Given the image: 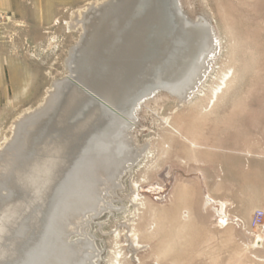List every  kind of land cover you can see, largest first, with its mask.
I'll use <instances>...</instances> for the list:
<instances>
[{"label":"rangeland","instance_id":"374dc122","mask_svg":"<svg viewBox=\"0 0 264 264\" xmlns=\"http://www.w3.org/2000/svg\"><path fill=\"white\" fill-rule=\"evenodd\" d=\"M102 1L20 0L24 14L32 13L27 6L40 4L43 13L53 16H11L0 37L7 48L18 47L14 52L28 64L21 107L0 125V148L12 137L14 121L40 106L53 82L69 74V52L83 31L79 23L69 26L72 13ZM178 2L189 20L212 26L217 51L188 99L179 102L158 91L135 107L124 142L140 148V157L127 163L115 179L117 185L102 193L103 203L110 207L99 214L87 212L77 231L67 236L70 241L92 242L88 264L234 261L196 257V242L188 240L193 235H186L179 218L187 217L185 208L195 202L197 188L206 190L205 203L213 202V188L222 190L212 183L213 170L227 171L237 180L242 202L248 196L264 197L260 194L264 191V0ZM203 248L209 253L213 243L204 242Z\"/></svg>","mask_w":264,"mask_h":264},{"label":"bare ground","instance_id":"6f19581e","mask_svg":"<svg viewBox=\"0 0 264 264\" xmlns=\"http://www.w3.org/2000/svg\"><path fill=\"white\" fill-rule=\"evenodd\" d=\"M176 4L103 0L72 13L69 26L83 31L69 74L0 148V264H88L92 242L67 236L87 212L110 207L102 193L140 157L124 142L135 107L158 91L188 99L217 51L212 26Z\"/></svg>","mask_w":264,"mask_h":264},{"label":"crops","instance_id":"0c3cea01","mask_svg":"<svg viewBox=\"0 0 264 264\" xmlns=\"http://www.w3.org/2000/svg\"><path fill=\"white\" fill-rule=\"evenodd\" d=\"M21 7L23 8L20 0H0V12L8 17L53 16L43 13L40 4L27 6L26 11L32 12L27 14L23 13L25 10ZM14 49L17 50L18 47L9 49L7 45L0 43V125L10 118L14 110L21 107L20 89L22 85L27 86V60L20 52H14ZM32 99L36 100L34 96ZM222 167L224 168L223 163ZM211 177L212 183L220 184L222 190L217 192L213 188L212 198L209 196L213 202L205 203L203 194L206 190L200 188L202 191H198L197 188L195 202L185 208L187 217L179 218L178 221L181 226L186 227L187 236L193 235L188 240L196 242L195 256L234 259L225 261L224 264H264V221L260 226L252 223L255 212L264 210V197L248 196L242 202V193L236 188L237 180H232L227 171L220 174L213 170ZM260 194L264 195V191L261 190ZM204 242L213 243L209 253H205Z\"/></svg>","mask_w":264,"mask_h":264},{"label":"built area","instance_id":"2783aa9c","mask_svg":"<svg viewBox=\"0 0 264 264\" xmlns=\"http://www.w3.org/2000/svg\"><path fill=\"white\" fill-rule=\"evenodd\" d=\"M10 17H8L7 15H5L4 13L0 12V37H3V30L5 28V25L8 23V19ZM224 216V215H223ZM262 219H263V211H256L253 217V225L255 226H260L262 224ZM227 218H224V221H226Z\"/></svg>","mask_w":264,"mask_h":264},{"label":"water","instance_id":"95a60500","mask_svg":"<svg viewBox=\"0 0 264 264\" xmlns=\"http://www.w3.org/2000/svg\"><path fill=\"white\" fill-rule=\"evenodd\" d=\"M176 6H177V10H179V11L181 12L180 7H178L177 4H176ZM81 85H82V84H81ZM84 88H86V87H84ZM192 89H193V88H191V89L189 90V92H191ZM86 90H87V88H86ZM88 91L91 92L95 97H97L102 103H105L106 105H108V106H109L110 108H112V109L114 108L111 104L105 102V101H104V100H103L98 94L96 95V94L93 93L92 91H90V90H88ZM189 92H188V93H189ZM174 96L177 97L176 95H174ZM147 97H149V96H147ZM145 98H146V97H145ZM114 109H115L116 112L120 113L118 109H116V108H114ZM114 109H113V110H114ZM8 178H9V176H7V177H6V181L3 182V184H6L7 187H8V184H9V180H8ZM33 178H34V176H33ZM38 180L41 181L42 179H38ZM12 182H13V181H12ZM12 182H11V183H12ZM17 184H18V182H17ZM1 197H3V196H1ZM1 197H0V198H1ZM3 198H4V197H3ZM2 200H3V199L1 198L0 201H2ZM18 221H19V220H18ZM74 233H75V232H70V233H69V237L72 236Z\"/></svg>","mask_w":264,"mask_h":264}]
</instances>
